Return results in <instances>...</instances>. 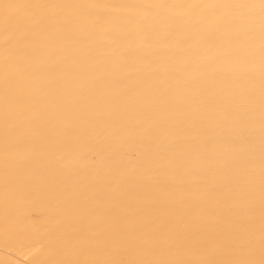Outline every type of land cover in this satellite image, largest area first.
Wrapping results in <instances>:
<instances>
[{
  "label": "snow or ice",
  "instance_id": "1",
  "mask_svg": "<svg viewBox=\"0 0 264 264\" xmlns=\"http://www.w3.org/2000/svg\"><path fill=\"white\" fill-rule=\"evenodd\" d=\"M0 38L6 198L53 217L23 264H264V0H0Z\"/></svg>",
  "mask_w": 264,
  "mask_h": 264
},
{
  "label": "bare ground",
  "instance_id": "2",
  "mask_svg": "<svg viewBox=\"0 0 264 264\" xmlns=\"http://www.w3.org/2000/svg\"><path fill=\"white\" fill-rule=\"evenodd\" d=\"M23 2L35 3H236L249 2L259 3V0H23ZM244 42L243 38L239 41ZM3 52V40L0 38V55ZM243 146V145H241ZM116 148L118 158L121 159V171H129L132 165L129 150L120 146ZM14 153L18 158L27 154V144L25 142L17 143L14 147ZM89 156L87 159H91ZM3 161L4 150L3 141L0 138V264H23V262L40 255L37 250L41 247L40 240L53 222L51 211L46 200L39 195L31 199H20L11 192L7 198L4 189L3 180ZM80 161L81 165L86 164ZM67 167H72L73 162L66 161ZM6 229L8 242L6 243ZM184 259H197L195 256H185Z\"/></svg>",
  "mask_w": 264,
  "mask_h": 264
}]
</instances>
